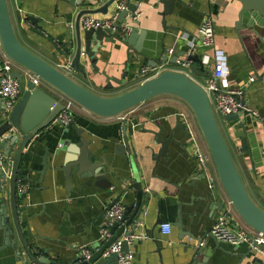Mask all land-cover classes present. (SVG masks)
Wrapping results in <instances>:
<instances>
[{
  "label": "crops",
  "instance_id": "0c3cea01",
  "mask_svg": "<svg viewBox=\"0 0 264 264\" xmlns=\"http://www.w3.org/2000/svg\"><path fill=\"white\" fill-rule=\"evenodd\" d=\"M109 1L6 0L20 44L97 96L120 95L163 71L183 72L201 84L202 79L190 74L178 62L156 67L145 76L141 71L146 67L151 69L150 65L165 56L171 59L184 52L185 56L197 55L201 61L208 58V65L203 66L211 74L214 50H218L226 59L228 85L233 89L243 87L244 104L264 115V28L237 27L241 5L236 0H216V3L181 0L182 3L174 4L171 15H166L156 0H149L148 4L137 3L136 18L127 16L124 22H130L131 29L145 32L141 49L144 58L128 52L119 42H103L95 52L94 65L90 64L84 50L81 51V73L76 72L71 67L75 47L71 49L70 40H75L79 30L83 46L81 18H108L113 12V4L104 14L99 10ZM204 18L213 22L214 46L212 49L196 47L192 50ZM132 21L137 24L134 26ZM91 45L94 46V40ZM4 64H9L10 70L21 71L0 48V66ZM67 66L70 68L66 69ZM124 74L126 77L122 79ZM249 76L256 78L253 83H247ZM107 78L121 80V83H111L107 88ZM39 87L57 102L67 103V99L50 87L42 84ZM69 114L71 121L68 125L54 124L29 142L16 174V185L27 186L24 196L16 193L18 224L27 249L36 259L46 257L53 264L84 262L80 250L96 251L105 243L100 239L104 212L115 198L120 197L118 202L124 206L126 220H141L126 231L147 236V239L129 245L128 251L133 254L131 264H260L259 260L264 264V258L246 244L232 247L207 237L216 217L224 210L229 214L232 226L250 233L254 230L228 205L211 155L193 113L184 101L173 95H160L110 118L95 116L72 102ZM181 114L186 117L187 126L183 124ZM244 119L247 132L253 135L259 150L261 159L258 163L242 151L239 140L234 137L236 122H226L222 118L218 127L249 197L264 212V122L250 116L239 117V120ZM151 132H160L161 141L171 138L166 154L158 161L155 157L161 145ZM192 136L210 156L205 168L193 157ZM79 137L89 143L88 157L92 163H107V167H103L104 182L111 183V188L95 186L93 177L76 178L74 169L71 186H67L61 168L68 159L76 157L71 149L76 147L77 150ZM124 137L128 140L130 155L116 154ZM250 144L246 143L247 146ZM18 146L19 141L11 146L8 157L2 152L0 167L6 175L3 180L6 199ZM44 155L48 168L40 175ZM134 181L140 183L142 192L137 212ZM218 202L223 204L221 211L216 206ZM178 217L180 228L176 225ZM159 220L160 225H170L169 234L161 233L160 225H156ZM123 225L119 224L118 228ZM7 226L13 231L10 238L15 244L0 251V264H34L29 261L18 238L10 210ZM202 239H205V247L201 249L210 252L209 256L196 254Z\"/></svg>",
  "mask_w": 264,
  "mask_h": 264
},
{
  "label": "water",
  "instance_id": "95a60500",
  "mask_svg": "<svg viewBox=\"0 0 264 264\" xmlns=\"http://www.w3.org/2000/svg\"><path fill=\"white\" fill-rule=\"evenodd\" d=\"M236 1L241 5L239 22L238 25H236L237 27L241 28L246 26L251 28L253 26H259L264 28V0ZM113 2L114 0H110L99 11L103 14L106 13ZM137 3L148 4L149 0H128L126 10L118 14L117 21L113 26L114 29L119 31L120 25L124 23L127 16H130V18H136L135 11L137 10ZM156 3L163 6L166 15H171L174 4L182 2L181 0H156ZM164 16L165 14L163 17ZM132 24L135 26L137 22L132 21ZM144 37L145 32L137 28L131 29L128 34L119 36L111 31L89 29L83 33L84 45L82 46L78 30L75 34V40H70L71 49L75 47V56L71 63V67L75 68L76 72L81 73L79 61L82 50H84L90 64L94 65L95 52L101 48L103 42L111 44L119 42L126 47L128 52L139 54L144 58L141 54ZM93 40L94 46L91 45ZM0 48L4 56L21 69V71L10 70L9 72L10 78L15 79L18 82L21 98L16 102L6 119L3 120L0 117V138L4 137L0 142V150L3 152V155L8 157L11 146L19 141L18 150L14 156L9 176L8 199H6L5 189L3 188V180L6 179V175L4 174L3 168L0 167V251L7 247H12L15 244V241L10 238L13 235V231L7 226L10 210L18 238L26 250L29 261L34 264H53L46 257L36 259L27 249L18 224L15 191L16 174L23 151L26 149L29 142L40 132L50 128L52 125H61L60 122L57 121V118L64 108L63 103L57 102L55 98L42 91L39 87L41 84L50 87L55 93L79 105L91 114L102 118L115 117L160 95H173L184 101L193 113L200 134L214 163L219 183L229 200L230 206H232L234 211L248 227L264 235V212L254 204L245 189L226 142L218 127V123L205 92L199 84L194 82L185 73L163 71L154 77L145 80L137 87L120 95L114 97L97 96L77 84L65 73L44 62L20 44L14 33L6 0H0ZM179 59H182V61L185 62H191V66L187 69L193 76L202 80L210 77V74L204 70L202 61L197 55L185 56L184 52H180L171 59L165 56L161 61L155 62V65H150V62L147 59L146 61L151 69H156V67H160L164 64L166 65V63L174 65L177 61H180ZM125 77L126 75L124 74L122 79ZM111 83L120 85L121 80L107 78L106 87L110 88ZM1 103L2 100L0 98V106ZM224 120L226 122H236V125L234 126L236 131L234 137L239 140L242 151L249 154L253 162H260L261 157L257 145L255 144V140H253V135L248 134L246 129V119L239 120L238 114H231L225 116ZM151 133L156 136L157 143L161 145V149L155 157V160L158 161L166 154V147L171 138L161 141L160 132ZM78 135L80 136V134ZM248 142L251 143L250 146L246 145ZM88 147L89 143L82 137H79L77 150L76 147L71 149L76 157L68 159L61 168V171L64 172L67 186H71L70 180L72 170L74 169L76 178L84 179L93 177L96 180L95 186L99 188H111V183L104 182L105 175L103 167L106 168L107 163L99 161L92 163L88 157ZM125 153L130 155L128 140L126 137L123 138L122 145L116 150V154L122 155ZM41 166L43 169L40 172V175L45 173L44 171L48 168V165L46 164V155L42 157ZM134 193L137 200V212L141 204L142 192L140 183L136 181H134ZM119 200L120 197L115 198L107 206L106 210H109ZM216 206L220 211L223 209V204L221 202H218ZM126 216L127 214L125 213L123 226L118 228L119 224H114L111 227L110 239L99 247L98 250L94 251L93 249H90L92 252L90 260L78 264L117 263L116 255H111L108 258H103L102 255L105 249H107L120 236L123 235L124 237H128L132 235L130 230L126 231L127 228H133V226L141 222L140 219H137L134 222L132 219L126 220ZM161 223V220H159L156 222V225H160ZM176 225L179 228L181 227L179 217ZM115 229H117V232L114 234ZM128 249L129 246L127 243L123 242L122 251L127 253ZM196 254L209 256L210 252L198 249ZM258 262L262 264V261L259 260Z\"/></svg>",
  "mask_w": 264,
  "mask_h": 264
},
{
  "label": "built area",
  "instance_id": "2783aa9c",
  "mask_svg": "<svg viewBox=\"0 0 264 264\" xmlns=\"http://www.w3.org/2000/svg\"><path fill=\"white\" fill-rule=\"evenodd\" d=\"M208 1L211 3H216V0ZM112 4L113 12L108 18L95 19L90 16H84L80 20L81 28L84 31L89 29L111 31L112 33H117L118 36L128 34L131 30L130 22L122 23L120 25L119 31L113 28L114 24L117 21L118 14L126 10L127 8V0H114ZM135 15L137 16V10L135 11ZM213 46V22L210 18H204L198 28L196 41L194 46L192 47V50L196 47L212 49ZM177 62L185 69L190 66V62ZM202 64L208 65V58L202 61ZM69 68L70 66L66 67V69ZM10 69L11 67L9 64L0 66V98L2 100L0 106V117L3 120L9 116L12 108L14 107L20 96L18 82L15 79L10 78L9 76ZM153 71V69L146 67L142 69L141 74L145 76L146 74H149ZM227 78L228 71L226 67L225 56L220 51L214 50L212 58V73L210 74V77L205 80V86H202L201 84L199 85L207 96L216 121L218 117L224 118L227 115L238 114L239 117L250 116L253 118H258L264 122V115L259 114L257 111L251 110L244 104V88L242 87L233 89L228 85ZM255 79L256 78L254 76H249V78L247 79V83H253ZM145 80H147V78ZM71 105L72 102L69 100L67 101V103L63 104L64 108L57 118V121L60 122L61 125L66 126L71 121L69 114ZM180 118L182 119L183 124L187 126L186 117L181 114ZM1 141L2 140L0 139V142ZM191 145L193 157L197 162H199L202 168H205L207 166V162H209L210 156H208V154L203 151L200 144L193 136L191 138ZM1 158L2 151L0 150V165L2 164ZM8 162L9 164L11 163L9 159ZM209 182L210 187H212V180L209 179ZM16 193L19 196H24L27 193V186L25 184L18 183L16 185ZM228 205H230V203ZM124 212V206L119 202L115 203L109 210H106L104 212L102 226L100 229V239L102 242H106L111 238L109 230L114 224H123ZM229 219V214L225 210L219 213L212 228L208 232L207 237L212 238L217 243L228 244L232 247L246 244L251 251L258 253L261 257L264 258V235L256 231L250 233L242 229H238L232 226ZM160 231L162 234H169L170 225H160ZM144 239H147V236L143 233L132 234L128 237H124L122 235L117 240H115L107 249H105L102 257L108 258L111 255H116L117 264H131L133 260V254L130 251H128L127 253H124L122 251L123 242H126L129 246L134 242ZM204 247L205 239H202V241H199L198 243V248L201 249ZM80 251L82 260L84 262H88L92 256V252L90 251V249L82 248Z\"/></svg>",
  "mask_w": 264,
  "mask_h": 264
},
{
  "label": "rangeland",
  "instance_id": "374dc122",
  "mask_svg": "<svg viewBox=\"0 0 264 264\" xmlns=\"http://www.w3.org/2000/svg\"><path fill=\"white\" fill-rule=\"evenodd\" d=\"M201 85L202 86H205L206 85V82H205V80H201ZM128 91V90H127ZM222 121V118L221 117H218L217 118V122H218V124H221V123H219V122H221ZM220 126V125H219Z\"/></svg>",
  "mask_w": 264,
  "mask_h": 264
}]
</instances>
